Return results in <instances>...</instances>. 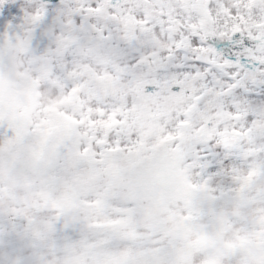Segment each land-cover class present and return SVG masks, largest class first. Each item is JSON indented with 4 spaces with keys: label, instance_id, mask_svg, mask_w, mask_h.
Segmentation results:
<instances>
[{
    "label": "snow or ice",
    "instance_id": "6c2138e0",
    "mask_svg": "<svg viewBox=\"0 0 264 264\" xmlns=\"http://www.w3.org/2000/svg\"><path fill=\"white\" fill-rule=\"evenodd\" d=\"M0 264H264V0H0Z\"/></svg>",
    "mask_w": 264,
    "mask_h": 264
},
{
    "label": "rangeland",
    "instance_id": "374dc122",
    "mask_svg": "<svg viewBox=\"0 0 264 264\" xmlns=\"http://www.w3.org/2000/svg\"><path fill=\"white\" fill-rule=\"evenodd\" d=\"M0 31H2V29H0Z\"/></svg>",
    "mask_w": 264,
    "mask_h": 264
}]
</instances>
